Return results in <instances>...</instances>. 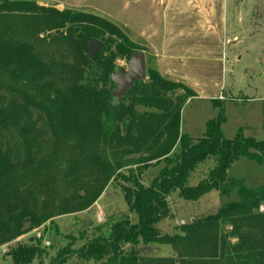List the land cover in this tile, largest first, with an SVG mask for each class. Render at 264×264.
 I'll use <instances>...</instances> for the list:
<instances>
[{"label": "trees", "instance_id": "1", "mask_svg": "<svg viewBox=\"0 0 264 264\" xmlns=\"http://www.w3.org/2000/svg\"><path fill=\"white\" fill-rule=\"evenodd\" d=\"M91 40L103 42L94 57L88 55ZM142 51L98 16L0 0V246L21 237L26 224L30 230L88 210L109 182L120 180L129 185L121 190L136 222L121 218L107 235L77 250L67 244L51 264L72 258L94 264H264V186L253 190L227 181L241 157L264 166V140L241 131L225 139L221 112L193 143L180 132L181 111L193 91L151 67L147 80L118 102L109 81L114 63ZM93 69L96 74L85 78ZM207 160L215 162L207 179L188 187ZM161 162L158 175L142 185L143 172ZM234 189L239 201L179 226L176 235L157 229L171 216V195L197 202L212 191L222 196ZM39 240L17 245L7 256L13 264H32L43 252ZM139 242L169 246L174 257L124 251Z\"/></svg>", "mask_w": 264, "mask_h": 264}, {"label": "rangeland", "instance_id": "2", "mask_svg": "<svg viewBox=\"0 0 264 264\" xmlns=\"http://www.w3.org/2000/svg\"><path fill=\"white\" fill-rule=\"evenodd\" d=\"M16 1H34L44 7L91 14L118 26L131 42L143 49L146 69H157L165 79L182 83L193 91L194 97L182 108L180 124L181 134L193 143L202 138L206 123L221 112L225 118L221 126L225 139L231 140L241 131L244 137L264 140V0H204L203 5H197L196 0ZM114 64L115 72L127 71V61L117 59ZM95 74L94 69L89 70L84 77ZM136 110L151 111L143 107ZM178 152L176 148L173 154ZM163 166L161 162L145 170L140 177L142 185L148 186ZM214 166L213 160L199 165L187 186L194 187L207 179ZM227 178L242 181L249 189H258L264 186V166L241 157L228 169ZM122 186L129 185L120 180L109 182L86 211L57 217L30 230L26 224L21 237L0 246V264H13L7 256L10 249L20 244H36L39 239L43 252L32 264H51L67 244L77 250L88 240L107 235L112 224L121 218L135 223L136 217L124 202ZM237 201L236 189L222 196L212 191L197 202L180 199L175 193L168 198L171 216L160 222L157 229L161 234L176 235L179 226L213 215L222 206ZM129 250L141 257H174L169 246L139 242L124 249ZM66 264L94 263L72 258Z\"/></svg>", "mask_w": 264, "mask_h": 264}, {"label": "water", "instance_id": "3", "mask_svg": "<svg viewBox=\"0 0 264 264\" xmlns=\"http://www.w3.org/2000/svg\"><path fill=\"white\" fill-rule=\"evenodd\" d=\"M58 11L61 8H55ZM102 50V44L97 40H91L88 47L89 57H94ZM146 77V58L143 52H134L127 61V71L118 70L111 73L109 81L115 88L112 97L121 102L123 97L134 87L137 82H144Z\"/></svg>", "mask_w": 264, "mask_h": 264}, {"label": "crops", "instance_id": "4", "mask_svg": "<svg viewBox=\"0 0 264 264\" xmlns=\"http://www.w3.org/2000/svg\"><path fill=\"white\" fill-rule=\"evenodd\" d=\"M16 1V0H15ZM196 2H197V5H203L204 4V0H201V1H199V0H196ZM37 3V2H36ZM209 31H211V29H209ZM154 69V68H153ZM157 72H158V70L157 69H155ZM160 73V72H159Z\"/></svg>", "mask_w": 264, "mask_h": 264}]
</instances>
